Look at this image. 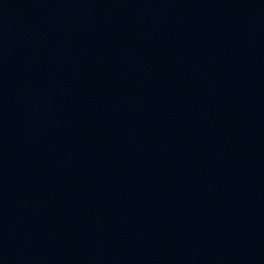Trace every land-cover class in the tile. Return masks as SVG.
Wrapping results in <instances>:
<instances>
[{
  "label": "water",
  "instance_id": "obj_1",
  "mask_svg": "<svg viewBox=\"0 0 264 264\" xmlns=\"http://www.w3.org/2000/svg\"><path fill=\"white\" fill-rule=\"evenodd\" d=\"M0 264H264V0H0Z\"/></svg>",
  "mask_w": 264,
  "mask_h": 264
}]
</instances>
